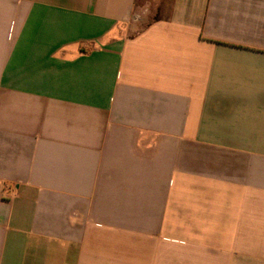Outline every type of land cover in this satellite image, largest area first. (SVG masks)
<instances>
[{"label": "crops", "instance_id": "crops-1", "mask_svg": "<svg viewBox=\"0 0 264 264\" xmlns=\"http://www.w3.org/2000/svg\"><path fill=\"white\" fill-rule=\"evenodd\" d=\"M0 264H264V0H0Z\"/></svg>", "mask_w": 264, "mask_h": 264}]
</instances>
